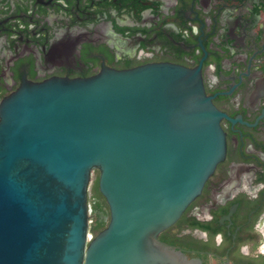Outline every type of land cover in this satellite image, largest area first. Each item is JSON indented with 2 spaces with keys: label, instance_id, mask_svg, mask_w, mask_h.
<instances>
[{
  "label": "water",
  "instance_id": "water-1",
  "mask_svg": "<svg viewBox=\"0 0 264 264\" xmlns=\"http://www.w3.org/2000/svg\"><path fill=\"white\" fill-rule=\"evenodd\" d=\"M225 117L200 70L170 63L24 83L0 103V264H199L158 236L224 161Z\"/></svg>",
  "mask_w": 264,
  "mask_h": 264
},
{
  "label": "flooded vegetation",
  "instance_id": "flooded-vegetation-1",
  "mask_svg": "<svg viewBox=\"0 0 264 264\" xmlns=\"http://www.w3.org/2000/svg\"><path fill=\"white\" fill-rule=\"evenodd\" d=\"M162 63L200 70L227 153L158 240L199 264H264V0H0V103L26 82ZM89 204L97 235L109 206Z\"/></svg>",
  "mask_w": 264,
  "mask_h": 264
},
{
  "label": "trees",
  "instance_id": "trees-1",
  "mask_svg": "<svg viewBox=\"0 0 264 264\" xmlns=\"http://www.w3.org/2000/svg\"><path fill=\"white\" fill-rule=\"evenodd\" d=\"M90 191H89V201L93 204L94 207H96L97 200L101 197V194L99 192V176L95 179L92 185H90ZM99 229V227H95L92 224V233L96 235L95 231Z\"/></svg>",
  "mask_w": 264,
  "mask_h": 264
},
{
  "label": "rangeland",
  "instance_id": "rangeland-1",
  "mask_svg": "<svg viewBox=\"0 0 264 264\" xmlns=\"http://www.w3.org/2000/svg\"><path fill=\"white\" fill-rule=\"evenodd\" d=\"M97 176H99V172H94L93 174V178H92V182L91 185L93 184V182L95 181V179L97 178ZM91 190V189H90ZM93 224V223H92Z\"/></svg>",
  "mask_w": 264,
  "mask_h": 264
}]
</instances>
